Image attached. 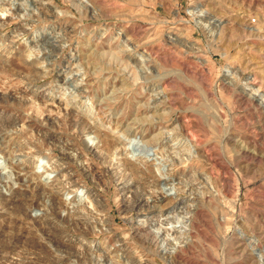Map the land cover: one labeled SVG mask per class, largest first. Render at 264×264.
Instances as JSON below:
<instances>
[{
  "label": "rangeland",
  "instance_id": "374dc122",
  "mask_svg": "<svg viewBox=\"0 0 264 264\" xmlns=\"http://www.w3.org/2000/svg\"><path fill=\"white\" fill-rule=\"evenodd\" d=\"M3 3L0 264H261L264 0ZM89 124L175 158V180L111 167L114 141L97 150ZM146 216L148 234L182 217L187 229L152 243Z\"/></svg>",
  "mask_w": 264,
  "mask_h": 264
},
{
  "label": "bare ground",
  "instance_id": "6f19581e",
  "mask_svg": "<svg viewBox=\"0 0 264 264\" xmlns=\"http://www.w3.org/2000/svg\"><path fill=\"white\" fill-rule=\"evenodd\" d=\"M6 0H2V2H0V4L2 5H5L3 2H5ZM7 7V6H6ZM4 9V8H3ZM2 10V9H1ZM194 12V11H193ZM198 12V11H197ZM195 15V13H194ZM204 15H199L198 17H203ZM202 21V20H201ZM205 24V23H204ZM207 25V24H205ZM204 25V27H205ZM202 26V25H201ZM158 87L155 86L154 89H157ZM155 91V90H154ZM255 95L253 96V98H258L257 96H261L259 94V91L255 90ZM74 93V92H73ZM65 97V95H64ZM70 97H74V94ZM262 97V96H261ZM67 102H70L71 99L69 98H65ZM261 99V98H260ZM73 100V99H72ZM75 102V101H74ZM262 103V102H261ZM74 104V103H73ZM72 105V104H71ZM78 106V105H77ZM82 106H80L79 108H81ZM90 108V107H89ZM90 112V111H89ZM89 122V121H88ZM86 122V123H88ZM93 122V121H92ZM95 122V121H94ZM82 128V127H81ZM89 129L90 130H95L96 133H80L81 135L85 136V135H90V134H94L95 137L98 139V143H97V147L96 149L97 150H101L104 143L106 142H112V140L114 141V144H113V150H114V153H113V160H111V167L115 168V169H121V167H125L126 168V165H129V164H132L134 166H136L137 168H145L144 166H146L147 164L151 165L152 167L151 168H156L157 169V172L159 174V176L155 175L154 173V182H152V186L156 187V186H160V185H168L169 182H173V177L169 174H167V172H171L174 170L175 168V164H178V160H176L175 158L173 157H170V156H166V155H163L161 153V151L159 150H156V151H150V153H147V151H142L144 153H142L141 151H137L136 148H139L140 146H138V144H126V141L128 140L129 136L131 133H126L124 132L125 134H122L120 136H115V137H111V136H107L106 134L104 133H101L100 129H98V126L96 127L95 124H89ZM85 130V129H84ZM89 131V130H88ZM128 131V130H127ZM177 133H175L176 135V138L175 140L177 141L176 142V147L177 149H181V148H186L187 149V153L188 154V158H189V161L191 160H194L196 159L195 157H197L198 153L196 152L195 150V145L193 143V140L192 138H187V137H184L181 133V129H179V127L177 126L175 128V130ZM2 140V139H1ZM130 141V140H129ZM129 143V142H128ZM28 144V143H27ZM33 144V143H31ZM30 144V145H31ZM111 145V144H110ZM126 145V146H125ZM32 146V145H31ZM37 148V147H36ZM105 150V149H104ZM3 152V151H2ZM1 154V153H0ZM8 155V154H7ZM178 154H176L177 156ZM5 156V155H4ZM111 156V155H110ZM2 158V157H1ZM4 158V157H3ZM111 158V157H109ZM8 160L7 159H4L0 162H2L3 164H5L6 168H12L10 167V165H8V162L6 161ZM9 161V160H8ZM182 161V160H181ZM10 163V161H9ZM105 163H108V162H105ZM110 165V164H109ZM12 166V165H11ZM56 168V167H55ZM147 169V168H146ZM145 170V169H144ZM57 172V169L56 171H52L48 177L49 179L51 178L50 176L53 174V173H56ZM60 173L61 175H63L62 178H66L67 180L71 181L72 178L70 176H67V173L61 171V172H58ZM126 177V176H125ZM168 177V178H167ZM20 178V177H19ZM35 178V177H34ZM33 178V179H34ZM152 179V180H153ZM15 180L18 181V177L16 176L15 177ZM30 180V179H29ZM118 180V179H117ZM122 180V179H120ZM151 180V181H152ZM175 180V179H174ZM35 181V180H34ZM39 183V182H38ZM129 183V182H128ZM15 185V183H14ZM150 185V184H148ZM177 185V184H175ZM174 186V185H173ZM180 190V189H179ZM179 190H176L174 191V194L177 193V191ZM77 192H80L81 193V196L77 197L78 198V202L79 203H84L86 205H90L91 202H89V192L86 190V189H78ZM173 192V191H172ZM77 200V199H76ZM87 200H89L87 202ZM77 202V201H76ZM69 204V203H68ZM68 206V205H67ZM73 209V208H72ZM67 211V210H66ZM81 211H83L84 213H87L88 217H90V219L96 217V216H99V215H94L93 213H91L90 211H88L86 208H82ZM172 211V210H171ZM86 216V215H85ZM178 216V215H177ZM100 218V217H99ZM148 218L147 216L145 217V219ZM168 219V218H167ZM183 219V217L181 218ZM180 219V221H178V218L176 219V223L177 225H179L180 223L182 225H180L181 227L184 226L183 228H180V229H177L176 230V227H171V229H167V228H163V223H160L158 228H156L154 231L150 232L149 234L147 232H149V230H151V228H147L148 226V220L146 219V221H140L141 222V225L139 226V229H137V232H144L145 233V237H148L150 234H151V242L152 243H158V239H157V236L159 235V233L162 231L164 232H167V236L170 237L171 239H173L174 241H178V238L177 237H173L172 235H176L178 232L180 234L183 233V231H185L187 229V225L185 224V222H183L182 220ZM94 220V219H93ZM169 220V219H168ZM95 221L101 223L102 225H105L107 222L103 219V217H101V219H95ZM175 221V220H174ZM184 221H185V218H184ZM89 226H91L92 224L90 222L87 223ZM150 224V223H149ZM179 226V227H180ZM178 228V227H177ZM175 230V231H174ZM160 236V235H159ZM173 237V238H172ZM164 241H160V247L163 246L164 244ZM255 242V241H254ZM169 244V243H168ZM257 244V241L255 242V245ZM256 247V246H255ZM256 254V257L257 259L259 260V262L262 264L264 262V250L262 251H259V253H255ZM127 256V260L129 261L130 260V255L127 253L126 254ZM99 258V256H98Z\"/></svg>",
  "mask_w": 264,
  "mask_h": 264
}]
</instances>
